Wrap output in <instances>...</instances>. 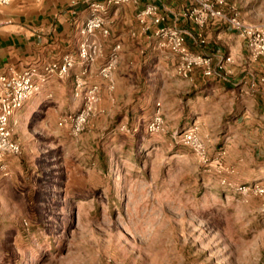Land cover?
Listing matches in <instances>:
<instances>
[{
  "label": "rangeland",
  "instance_id": "rangeland-1",
  "mask_svg": "<svg viewBox=\"0 0 264 264\" xmlns=\"http://www.w3.org/2000/svg\"><path fill=\"white\" fill-rule=\"evenodd\" d=\"M251 1L264 14V0ZM226 7L240 16L234 1ZM149 43L118 57L141 64L138 91L104 111L102 83L114 85L85 74L99 99L77 136L58 125L80 109L76 99L66 111L68 96L53 115L10 127L22 153L0 174V264H264V127L192 116L180 76L160 69V50L171 51ZM156 111L163 127L149 132ZM194 127L203 158L180 141Z\"/></svg>",
  "mask_w": 264,
  "mask_h": 264
},
{
  "label": "crops",
  "instance_id": "crops-1",
  "mask_svg": "<svg viewBox=\"0 0 264 264\" xmlns=\"http://www.w3.org/2000/svg\"><path fill=\"white\" fill-rule=\"evenodd\" d=\"M104 1L13 0L7 5H0V71H6L8 68L22 71L28 67H41L45 63L59 61L69 54L76 60L71 73L78 74L82 66L77 61V52L79 43L84 40L80 28L89 15V4ZM231 1L239 8L238 17L241 20L248 23L264 20V14L251 0L238 3L236 0H225L224 5L220 7L225 12L232 13L233 11L226 7ZM147 4L157 6L167 25L184 31L186 45L190 50L204 53L215 62L222 56L231 57L232 61L226 64L225 71L208 77L202 74L200 68H195L189 78H183L175 69V55L160 50V69L164 73L174 70L180 76L178 81L181 82L182 88L179 94L182 99L186 98L184 101L179 99L182 107L191 102L196 103L198 108L192 116L201 118V121L204 118H216L219 122L217 127L225 119L226 123L231 121L241 129L243 127L246 130L253 126L257 133L260 132L264 127V56L256 60L249 58L239 35L218 20L207 22L202 29L192 24L183 16L184 11L191 5L189 0H137L134 4L109 7L106 15L109 34L103 36L97 31L90 37L91 42H95L98 47L95 59L86 66L89 67L86 74L97 71L115 43L121 44L120 59L122 52L136 53L139 48H146L150 44L152 32L143 34L135 21L137 10ZM198 35L204 40L203 44L200 43ZM140 65L129 62L116 66L113 73L114 90L109 91L105 83H102L98 103L100 111L106 110L107 103L114 102L118 94L131 96L138 91L135 80H138ZM72 75L49 80L13 114L10 127L15 123L19 126L24 121H29L28 119L40 109L45 110L48 115H53L63 106L61 101L65 96L70 97L69 102L72 104L70 107L67 105L66 111L77 110L79 105L75 108L76 99L72 95ZM87 75L83 78L86 79ZM122 83L126 85L121 86ZM68 85L70 87L67 94ZM58 102L62 103L59 107ZM262 153L263 157L258 158L259 160H264V150Z\"/></svg>",
  "mask_w": 264,
  "mask_h": 264
},
{
  "label": "built area",
  "instance_id": "built-area-1",
  "mask_svg": "<svg viewBox=\"0 0 264 264\" xmlns=\"http://www.w3.org/2000/svg\"><path fill=\"white\" fill-rule=\"evenodd\" d=\"M12 1L0 0V5H7ZM189 1L191 5L184 11L183 16L192 24L202 29L207 22L218 20L239 35L249 58L256 60L264 56V23H248L241 20L235 12H225L220 7L224 5L225 0ZM136 2L137 0H105L102 3L89 4V15L80 28V34L84 40L79 43L77 52V61L82 66V72L75 74L73 80V97L80 100L81 106L76 112H67L58 119V125L66 128L72 136L83 132L94 105L99 99V86L97 84L86 85L83 80L87 72L86 66L95 59L98 47L95 42L90 41V37L97 31L103 36L109 34L105 19L109 7H119ZM135 21L143 34L152 32V37L159 48H167L176 56V71L183 78H189L195 68H200L204 76L211 77L225 71L226 64L232 61L230 56H222L215 62L204 53L190 50L186 45L184 31L167 25L164 15L153 4H147L138 9L135 13ZM198 37L200 43L203 44L204 40L201 35ZM120 50L121 45L115 43L105 62L97 70V76L107 81L110 89L113 88V71L116 68ZM75 64V58L66 54L59 61L48 62L41 67H28L22 71L8 68L6 71H0V174L2 176L8 175L7 158L19 157L22 153L20 144L12 138L11 117L49 80L68 76ZM156 105L159 106V103ZM162 127L163 120L156 111L147 124V130L156 132ZM195 130L196 127L189 128L181 133L180 141L191 146L203 158L205 156L204 147L195 135ZM242 189L246 191L245 187Z\"/></svg>",
  "mask_w": 264,
  "mask_h": 264
}]
</instances>
